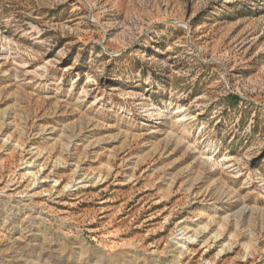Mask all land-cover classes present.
Here are the masks:
<instances>
[{"label":"rangeland","instance_id":"374dc122","mask_svg":"<svg viewBox=\"0 0 264 264\" xmlns=\"http://www.w3.org/2000/svg\"><path fill=\"white\" fill-rule=\"evenodd\" d=\"M0 264H264V0H0Z\"/></svg>","mask_w":264,"mask_h":264},{"label":"trees","instance_id":"16d2710c","mask_svg":"<svg viewBox=\"0 0 264 264\" xmlns=\"http://www.w3.org/2000/svg\"><path fill=\"white\" fill-rule=\"evenodd\" d=\"M229 100L234 104H237L239 102V99L236 96H229Z\"/></svg>","mask_w":264,"mask_h":264}]
</instances>
